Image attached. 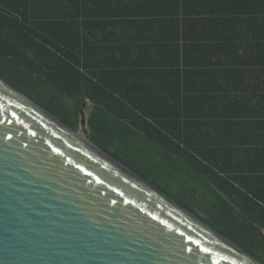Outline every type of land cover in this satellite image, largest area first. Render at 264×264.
Returning a JSON list of instances; mask_svg holds the SVG:
<instances>
[{
    "label": "trees",
    "instance_id": "trees-1",
    "mask_svg": "<svg viewBox=\"0 0 264 264\" xmlns=\"http://www.w3.org/2000/svg\"><path fill=\"white\" fill-rule=\"evenodd\" d=\"M260 27L264 0H0V79L264 264Z\"/></svg>",
    "mask_w": 264,
    "mask_h": 264
},
{
    "label": "water",
    "instance_id": "water-1",
    "mask_svg": "<svg viewBox=\"0 0 264 264\" xmlns=\"http://www.w3.org/2000/svg\"><path fill=\"white\" fill-rule=\"evenodd\" d=\"M0 79V264H260Z\"/></svg>",
    "mask_w": 264,
    "mask_h": 264
},
{
    "label": "rangeland",
    "instance_id": "rangeland-1",
    "mask_svg": "<svg viewBox=\"0 0 264 264\" xmlns=\"http://www.w3.org/2000/svg\"><path fill=\"white\" fill-rule=\"evenodd\" d=\"M85 116L87 117L86 113ZM82 128L84 129V127ZM84 136L86 137L85 133ZM152 171V173L147 172V176L151 179V181L155 182L161 189H163L170 195H175L181 198L183 196V190L187 188V183H190L192 181V185L195 184V180L190 179L193 178L195 175L192 174L191 176H189V172L185 171L184 169L175 173L170 170L168 172H157L155 169H152ZM187 198H185L187 201L193 200V198H190L189 196H187ZM195 208L198 209L196 205Z\"/></svg>",
    "mask_w": 264,
    "mask_h": 264
},
{
    "label": "crops",
    "instance_id": "crops-1",
    "mask_svg": "<svg viewBox=\"0 0 264 264\" xmlns=\"http://www.w3.org/2000/svg\"><path fill=\"white\" fill-rule=\"evenodd\" d=\"M261 29H263L264 27H260ZM259 37H260V41H262L263 43H264V39H263V37H262V34H259Z\"/></svg>",
    "mask_w": 264,
    "mask_h": 264
},
{
    "label": "bare ground",
    "instance_id": "bare-ground-1",
    "mask_svg": "<svg viewBox=\"0 0 264 264\" xmlns=\"http://www.w3.org/2000/svg\"><path fill=\"white\" fill-rule=\"evenodd\" d=\"M80 136H82L83 138H85V136H84V135H80Z\"/></svg>",
    "mask_w": 264,
    "mask_h": 264
}]
</instances>
